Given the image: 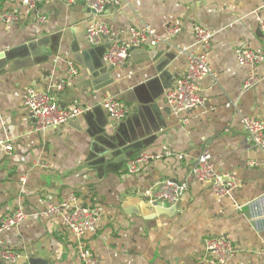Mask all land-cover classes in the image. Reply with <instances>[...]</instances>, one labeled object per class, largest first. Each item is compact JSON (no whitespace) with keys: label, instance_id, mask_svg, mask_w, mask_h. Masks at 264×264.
Here are the masks:
<instances>
[{"label":"crops","instance_id":"obj_1","mask_svg":"<svg viewBox=\"0 0 264 264\" xmlns=\"http://www.w3.org/2000/svg\"><path fill=\"white\" fill-rule=\"evenodd\" d=\"M1 4L17 8L19 21L6 28L0 18V214L22 207L28 219L0 236V264H81L60 217L44 213L70 193L80 204L101 208L98 228L84 236L98 264H207L203 241L211 235L233 243L228 264H264V156L241 121H264V62L254 68L256 85L243 90L249 69L236 60L240 48L264 51V0H124L98 16L81 0H42L34 11L21 0ZM91 22L109 29L98 45L85 37ZM141 23L163 35L172 26L180 31L134 49L121 68L105 65L107 45ZM196 26L212 33L205 55L213 76L197 82L202 103L175 115L164 94L185 72L187 54L202 52ZM28 87L50 90L65 109H88L37 131L22 102ZM105 96L121 97L128 115L111 119L100 106ZM137 122L143 128L124 143L122 135ZM123 149L152 158L128 174ZM204 151L218 172L235 176L229 196H216L209 183L189 176ZM167 178L186 181L179 202L150 204L148 191ZM3 249L19 261L5 262Z\"/></svg>","mask_w":264,"mask_h":264},{"label":"built area","instance_id":"obj_2","mask_svg":"<svg viewBox=\"0 0 264 264\" xmlns=\"http://www.w3.org/2000/svg\"><path fill=\"white\" fill-rule=\"evenodd\" d=\"M42 0H21V4L30 10H36ZM70 3L75 0H65ZM82 3L98 16L109 7L122 6L124 0H81ZM0 18L6 28H10L19 21L17 8L3 9L0 1ZM38 21L45 22L43 15L38 16ZM264 32V23L260 24ZM180 31L179 26L168 27L164 35L157 32L147 23L132 25L127 28V37L114 41L107 45L102 61L109 67H123L131 50L142 46H156L168 39L175 37ZM195 43L201 47V53L189 52L187 54V67L185 72L175 81V84L166 89L164 99L171 113L182 115L190 109L200 105L203 101L198 94L197 82L204 77L213 76V71L206 60L205 52L211 44L212 33L201 26L194 27ZM109 34V29L104 23L91 22L85 29V37L90 45H98ZM236 60L240 66L247 67L249 73L245 79L242 89L247 90L256 85L254 68L264 62V51H256L250 48H240L236 52ZM71 74L76 75L77 69L70 66ZM57 90L63 88V82L54 84ZM23 105L28 109L34 120L35 130L44 131L56 128L74 120L78 115L87 111L86 107H74L65 109L59 105L55 95L49 91H39L28 87L22 97ZM101 108L107 115L120 121L129 113V107L113 96H105L100 102ZM185 122V116L183 117ZM242 125L245 134L251 139L253 145L258 148L264 156V121L261 119L244 116ZM12 147L5 145V150L10 153ZM152 158V154L141 152L126 160V171L128 174L138 172L140 163ZM189 176L196 181L209 183L213 194L219 197L229 196L237 187V180L230 172H218L211 160V155L204 151L196 159L189 169ZM187 188L186 181H175L163 179L155 183L148 191V202L176 206L183 192ZM46 215H58L61 224L66 227L75 241V252L81 264H98V258L87 246L84 236L88 232H94L101 220V208L80 204L76 196L70 193L63 201L47 204L44 211ZM28 219V214L22 207L0 214V236L18 227ZM204 249L208 254L207 264H228L235 254L233 243L221 235H211L203 241ZM1 257L5 262L14 263L17 254L9 249L1 251Z\"/></svg>","mask_w":264,"mask_h":264},{"label":"water","instance_id":"obj_3","mask_svg":"<svg viewBox=\"0 0 264 264\" xmlns=\"http://www.w3.org/2000/svg\"><path fill=\"white\" fill-rule=\"evenodd\" d=\"M133 50L130 51V53L132 52ZM129 53V54H130ZM117 100L121 101L122 98L121 97H115ZM143 128V124L142 122H137L136 126H130L129 128V132L128 134H123L122 137H123V142L125 143L126 140H128L129 138H131L133 135L137 134L138 135V130L142 129ZM116 136V132L114 134ZM120 156H121V159L123 161H126L128 158L132 157V155L130 153H127V150L126 149H123L121 152H120ZM102 161V165H101V168L103 170H105V165H108V162H107V159L106 157H104L103 155V159H101ZM19 260H17L18 262ZM16 262V263H17Z\"/></svg>","mask_w":264,"mask_h":264},{"label":"trees","instance_id":"obj_4","mask_svg":"<svg viewBox=\"0 0 264 264\" xmlns=\"http://www.w3.org/2000/svg\"><path fill=\"white\" fill-rule=\"evenodd\" d=\"M0 1H2V0H0Z\"/></svg>","mask_w":264,"mask_h":264}]
</instances>
